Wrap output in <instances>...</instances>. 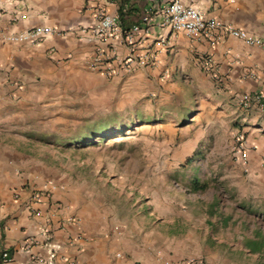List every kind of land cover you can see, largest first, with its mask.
<instances>
[{
  "label": "crops",
  "instance_id": "crops-1",
  "mask_svg": "<svg viewBox=\"0 0 264 264\" xmlns=\"http://www.w3.org/2000/svg\"><path fill=\"white\" fill-rule=\"evenodd\" d=\"M171 1L0 0V254L9 252L8 264H33L36 255H44L39 233L48 226L74 264H162L165 260L189 259H174L160 253H135L129 260L116 259L102 212H97L90 202L80 201L78 196H69V188L57 190L44 170L30 174L26 170L31 175L27 177L18 175V170L29 168L30 158L18 140H25L27 121L34 118V108L42 94L49 91L76 87L142 97L157 94L156 89L163 86L189 85L200 95L201 115L210 121H219L222 116L233 121L237 127L234 134L241 129L246 133L249 168H264L261 48L221 31L214 38L189 37L162 27L161 10ZM182 2L199 9L208 19H217L264 40V0ZM102 10L118 16L124 31L142 25L146 14H151L152 23L138 35L135 46L124 44L120 38L106 43L83 41L77 29L91 24ZM40 26L55 28L57 34L40 43H14L6 39ZM161 40L164 43L157 46ZM98 49L120 59L132 52L134 58L149 54L150 61L145 66L136 61L131 72L120 70L107 76L90 68ZM244 96L253 98L249 106H244ZM25 186L54 187L52 202L36 205L39 213L29 211L24 203L29 193L19 200L14 197ZM31 237L38 239L31 244Z\"/></svg>",
  "mask_w": 264,
  "mask_h": 264
},
{
  "label": "rangeland",
  "instance_id": "rangeland-1",
  "mask_svg": "<svg viewBox=\"0 0 264 264\" xmlns=\"http://www.w3.org/2000/svg\"><path fill=\"white\" fill-rule=\"evenodd\" d=\"M156 92L42 94L18 140L30 155L18 175L44 170L57 190L102 212L116 259L264 264V247L249 245L264 242V168L244 167L235 154L246 133L234 134L226 116L203 117L189 85Z\"/></svg>",
  "mask_w": 264,
  "mask_h": 264
},
{
  "label": "built area",
  "instance_id": "built-area-1",
  "mask_svg": "<svg viewBox=\"0 0 264 264\" xmlns=\"http://www.w3.org/2000/svg\"><path fill=\"white\" fill-rule=\"evenodd\" d=\"M108 3H115L116 0H106ZM161 16L163 18L162 27H168L173 32L183 33L189 37H207L214 38V34L217 31H221L226 35L239 39L249 46H258L261 48L264 54V40L255 38L249 35L247 32L236 29L230 25H225L217 19H208L197 8L186 6L182 0H172L165 8L161 10ZM152 23L151 14H146L142 18V25H134L129 30L124 31L121 28L120 19L118 16H113L100 11L95 20L91 24H85L77 29L81 35V39L85 42L106 43L111 39L120 38L124 44L129 46H135L138 35L147 31V26ZM57 34L55 28L50 26H40L31 28L21 34L9 36L6 39L14 43H40L51 36ZM163 40L157 42V46H162ZM149 54L143 55L140 58H134V52L131 56L120 59L118 56H108L107 52L98 49L97 55L93 62L90 64V68L94 70L103 71L107 76H114L117 71L131 72V66L134 62H138L139 65L145 66L149 60ZM209 64V61H207ZM253 98L249 96L243 97L244 106H249ZM239 147L236 150V156L238 161L244 166L249 165V152L246 148L244 136H238ZM55 188L38 189L34 186H25L20 191L14 194L16 200L21 199L23 194L29 193L28 199L24 202L25 207L35 213V206L41 205L44 202H52L53 192ZM38 215V214H37ZM42 236V246L45 249L44 255H36L33 258V264H74V262L68 258L64 253V246L55 241L53 238V230L48 226L42 228L40 233ZM38 237V235H37ZM37 237H31L30 243L33 244L38 239ZM31 245L28 246V248ZM11 261L9 252H3L1 254V264H8ZM162 264H206L204 259L189 258L181 261L165 260Z\"/></svg>",
  "mask_w": 264,
  "mask_h": 264
},
{
  "label": "trees",
  "instance_id": "trees-1",
  "mask_svg": "<svg viewBox=\"0 0 264 264\" xmlns=\"http://www.w3.org/2000/svg\"><path fill=\"white\" fill-rule=\"evenodd\" d=\"M250 250L252 253H260L263 250L264 242L260 243L258 241H251L249 242ZM1 264V260H0Z\"/></svg>",
  "mask_w": 264,
  "mask_h": 264
}]
</instances>
